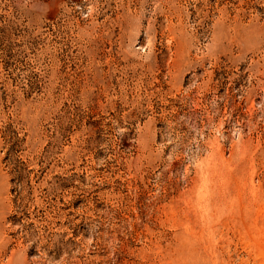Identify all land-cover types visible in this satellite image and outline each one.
<instances>
[{"label":"rangeland","instance_id":"374dc122","mask_svg":"<svg viewBox=\"0 0 264 264\" xmlns=\"http://www.w3.org/2000/svg\"><path fill=\"white\" fill-rule=\"evenodd\" d=\"M0 264H264V0H0Z\"/></svg>","mask_w":264,"mask_h":264}]
</instances>
